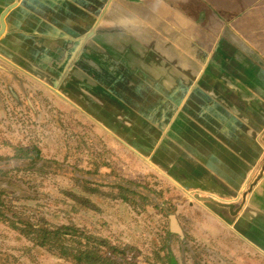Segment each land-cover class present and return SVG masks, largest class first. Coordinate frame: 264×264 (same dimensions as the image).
<instances>
[{
  "label": "crops",
  "instance_id": "crops-1",
  "mask_svg": "<svg viewBox=\"0 0 264 264\" xmlns=\"http://www.w3.org/2000/svg\"><path fill=\"white\" fill-rule=\"evenodd\" d=\"M8 8L13 79L201 199L192 237L264 264V0H0V30Z\"/></svg>",
  "mask_w": 264,
  "mask_h": 264
},
{
  "label": "rangeland",
  "instance_id": "rangeland-1",
  "mask_svg": "<svg viewBox=\"0 0 264 264\" xmlns=\"http://www.w3.org/2000/svg\"><path fill=\"white\" fill-rule=\"evenodd\" d=\"M8 71L0 62V157L13 156L14 149L19 146L39 147L47 158L111 178L139 183L151 190L156 205L166 203L167 212L175 215L169 222L162 209H156L155 203L143 199L145 195L126 190L98 192L92 198L98 210L81 213L75 224L117 245L118 250L124 252V255L116 256L117 261L124 264H164L165 261H159L157 256L164 259L162 246L167 225H173L174 230L184 234L180 239L175 238L172 245L178 264H233L185 231L193 226L199 227L191 224L189 219L193 212H188L190 205L198 204L201 199L185 195L154 170L139 179L137 173H141V168L134 166L131 170L116 151L107 148L105 141L99 144L103 149L95 148V132L88 123L79 120L73 109L48 99L43 92L35 91L20 79L15 81L13 76L16 73ZM54 183L60 184L52 181L48 184L51 190ZM64 186L88 198L81 185L76 187L69 183ZM201 217L198 216V223L202 221ZM0 264L70 263L35 248L0 222Z\"/></svg>",
  "mask_w": 264,
  "mask_h": 264
},
{
  "label": "trees",
  "instance_id": "trees-1",
  "mask_svg": "<svg viewBox=\"0 0 264 264\" xmlns=\"http://www.w3.org/2000/svg\"><path fill=\"white\" fill-rule=\"evenodd\" d=\"M58 181L60 184H48ZM82 186L88 195L80 196L67 190L64 184ZM102 190H126L145 195L144 200L156 205L154 194L137 182L111 178L99 172L80 169L45 157L39 147H17L11 157H0V222L15 231L35 248H41L70 264H124L116 256L124 255L119 247L75 224L81 213L98 210L92 198ZM163 203L169 222L174 220ZM173 219V220H172ZM186 236V235H185ZM184 237L173 225H167L162 249L164 264H178L172 245L175 238ZM187 238V237H186Z\"/></svg>",
  "mask_w": 264,
  "mask_h": 264
},
{
  "label": "water",
  "instance_id": "water-1",
  "mask_svg": "<svg viewBox=\"0 0 264 264\" xmlns=\"http://www.w3.org/2000/svg\"><path fill=\"white\" fill-rule=\"evenodd\" d=\"M11 8V7H10ZM10 8H8L4 13H3V15H2V18H1V25H2V28H1V30H0V37H1V35L3 34V31H4V26H5V24H4V18H5V16H6V14L10 11Z\"/></svg>",
  "mask_w": 264,
  "mask_h": 264
}]
</instances>
